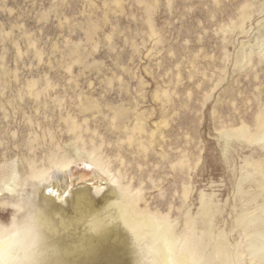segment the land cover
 <instances>
[{
  "label": "rangeland",
  "instance_id": "obj_1",
  "mask_svg": "<svg viewBox=\"0 0 264 264\" xmlns=\"http://www.w3.org/2000/svg\"><path fill=\"white\" fill-rule=\"evenodd\" d=\"M3 159L60 190L91 166L107 181L90 186L98 206L126 196L169 223L189 264H226L238 218L264 208V0H0ZM46 214L51 240L87 236ZM117 227L54 263L136 264Z\"/></svg>",
  "mask_w": 264,
  "mask_h": 264
},
{
  "label": "clouds",
  "instance_id": "obj_2",
  "mask_svg": "<svg viewBox=\"0 0 264 264\" xmlns=\"http://www.w3.org/2000/svg\"><path fill=\"white\" fill-rule=\"evenodd\" d=\"M48 181L35 180L22 172L11 159L0 160V212L11 209L7 221L0 220V264H54L57 249L51 243V219L36 202L34 193ZM10 187L12 192L4 191ZM120 219L130 232L136 249V264H183L178 244L162 217L141 212L128 197L121 195L116 205ZM241 239L228 249L226 264H264V208L245 212L238 218ZM95 222L92 230H96Z\"/></svg>",
  "mask_w": 264,
  "mask_h": 264
},
{
  "label": "bare ground",
  "instance_id": "obj_3",
  "mask_svg": "<svg viewBox=\"0 0 264 264\" xmlns=\"http://www.w3.org/2000/svg\"><path fill=\"white\" fill-rule=\"evenodd\" d=\"M55 174L58 177L61 176L57 171H55ZM69 174L71 176L69 178L72 179L71 182L69 183L71 190L70 189L67 190V188L65 190H60V186L59 188H56L57 181L56 183L53 182V178L55 177L49 176L48 177L49 181H47V183L44 186L40 185L37 191L35 192L36 193L35 198L38 197L39 200L42 201V203L38 202L39 203L38 205L41 208H43L46 213L48 206L53 207L55 213L60 216L63 224L66 227L70 225L73 226L74 224L75 225L78 224V226L79 224L84 225L86 222H88L89 231L86 234L87 236L85 235L86 236L85 238L82 237L80 240H78L79 242H81L80 244L76 242L77 244L75 245H69L66 244L65 241L64 244L66 245H62L63 243H60L59 240L63 238L60 236L57 238L55 237L51 240L52 245H54V247L57 249L56 262H59L60 259H62L63 263H66L68 259L71 258V257L69 258V256H71V254L77 251L79 247L82 249L84 247H87V245H89L90 247L95 249L97 242L106 241L111 237H114L115 239H119L121 236V232L117 226L118 223H123L122 220L120 219V210L116 206L121 198L108 196V199L105 200L104 205L98 206L96 200L90 195V191H89L90 186H93L94 189L97 188L98 190H102V188L107 186L106 178L104 177V175L100 174V171L87 165H85L84 167L73 166L70 167ZM79 180H81L80 185H82L81 183L84 184L83 189L77 187ZM7 188L12 191L10 187ZM68 194H72L73 199L67 196ZM56 198L60 199L61 201H67V202L69 201L71 204H74L75 211L78 214H80V216L77 215L69 216L68 213H66V211L63 209V207L60 206L62 204L60 203L59 205V203L56 202L55 200ZM93 222H95V224L97 225L95 231L92 230ZM124 224L131 231L135 232L134 229H132L127 222H125ZM64 225L62 226L64 227ZM53 229H54L53 232L58 233L59 229L55 226V224L53 225ZM182 260H183V264H189L188 261H186L185 259L182 258Z\"/></svg>",
  "mask_w": 264,
  "mask_h": 264
}]
</instances>
